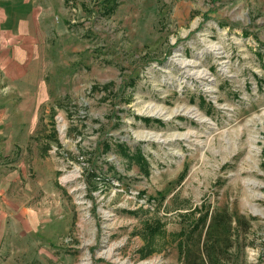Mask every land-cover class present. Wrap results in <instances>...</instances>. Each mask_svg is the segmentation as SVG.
Listing matches in <instances>:
<instances>
[{"label": "rangeland", "instance_id": "1", "mask_svg": "<svg viewBox=\"0 0 264 264\" xmlns=\"http://www.w3.org/2000/svg\"><path fill=\"white\" fill-rule=\"evenodd\" d=\"M28 1L7 6L35 81L0 110V264H183L214 212L221 264H264V0Z\"/></svg>", "mask_w": 264, "mask_h": 264}, {"label": "trees", "instance_id": "2", "mask_svg": "<svg viewBox=\"0 0 264 264\" xmlns=\"http://www.w3.org/2000/svg\"><path fill=\"white\" fill-rule=\"evenodd\" d=\"M111 2L112 3L110 4L112 5L113 2L118 3V0H112ZM111 5L104 6L105 14L109 15L113 13L114 10L112 9ZM119 151L124 157H127L128 159L137 158L136 155H132L133 153L130 152V150L126 151L119 149ZM209 219L210 222L208 221ZM208 222L209 225L205 234V228ZM233 222L234 220L232 221L230 215L225 214V212H214L210 218H208V214L203 215L200 221H198L195 225L196 229H199L198 235L195 236L194 233H189L186 235L185 241L179 243L180 249L182 250V253L180 254L182 263L221 264V262L224 260L229 262L230 258H233L229 253V250H231L235 244L233 239V237L235 238V232L232 226ZM236 224L237 228L242 229V231L247 232V230L250 228L249 223L243 217H239L236 220ZM159 232V225L154 227L148 225L145 232L146 237L149 238L148 243L153 245L154 243L159 242V239H157ZM192 235H194V241L192 240ZM162 236L164 237L165 234ZM162 236L160 237L163 240L164 238ZM224 252H228L229 254L224 255Z\"/></svg>", "mask_w": 264, "mask_h": 264}, {"label": "crops", "instance_id": "3", "mask_svg": "<svg viewBox=\"0 0 264 264\" xmlns=\"http://www.w3.org/2000/svg\"><path fill=\"white\" fill-rule=\"evenodd\" d=\"M12 3H15L17 7H22L23 10H26V8L29 7V4L25 3V0H0V47L4 42L6 43V51H3L4 46L0 48V110H9L7 105H4L3 101L8 97H16L15 92L18 90L16 89V86H20L22 83H27V81L33 84L35 81L34 77L28 78V67L32 64L28 56L20 58L17 57L18 55L14 53V50L11 52L16 44H24L30 41L33 43L32 40L34 37V26L30 24L28 27V25L25 24L27 23L26 17H21L20 14H14L7 9V6L12 5ZM13 10L15 12V9ZM19 22L22 23L21 26L18 25ZM13 58L17 59L15 65L18 67V72H12L14 68V62H12ZM2 65L7 68L3 70V68H1ZM1 141L5 143L3 138L0 139V142ZM5 153H7V151ZM1 210L2 207L0 208V220L2 219L3 214ZM3 223L4 221H0V226L5 225ZM1 236L2 232L0 229V238Z\"/></svg>", "mask_w": 264, "mask_h": 264}, {"label": "bare ground", "instance_id": "4", "mask_svg": "<svg viewBox=\"0 0 264 264\" xmlns=\"http://www.w3.org/2000/svg\"><path fill=\"white\" fill-rule=\"evenodd\" d=\"M187 114H195V116L199 117V119L201 120V117H200V114L197 113V111H193V110H188L186 112ZM201 121H204V120H201Z\"/></svg>", "mask_w": 264, "mask_h": 264}]
</instances>
